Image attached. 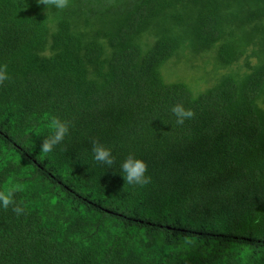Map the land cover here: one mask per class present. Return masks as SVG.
Returning a JSON list of instances; mask_svg holds the SVG:
<instances>
[{
  "label": "trees",
  "instance_id": "trees-1",
  "mask_svg": "<svg viewBox=\"0 0 264 264\" xmlns=\"http://www.w3.org/2000/svg\"><path fill=\"white\" fill-rule=\"evenodd\" d=\"M187 51L213 55L199 94L162 78ZM0 65V191L24 208L0 209V264H264V0H0Z\"/></svg>",
  "mask_w": 264,
  "mask_h": 264
},
{
  "label": "clouds",
  "instance_id": "clouds-1",
  "mask_svg": "<svg viewBox=\"0 0 264 264\" xmlns=\"http://www.w3.org/2000/svg\"><path fill=\"white\" fill-rule=\"evenodd\" d=\"M37 2L44 5L45 13L50 8L62 11L70 4V0H37ZM7 79V68L6 66L0 65V83ZM171 112L175 117L177 125H183L186 120L191 119L194 115L191 110L185 109L182 104L173 106ZM70 127V121L53 116L50 120L48 134L41 139L40 151L43 154L52 153L69 134ZM90 150L94 162L99 166H103L105 171L112 170L113 166L117 163V159L113 155V148L108 144L102 143L99 140H92ZM119 170L124 183L126 182L130 186L142 187L150 182V177L147 175V164L134 153L127 154L119 162ZM19 188L20 186L11 180L9 184L4 186V189L0 191V209L11 208L12 212L16 215H21L24 212V208L17 205L14 199L15 193Z\"/></svg>",
  "mask_w": 264,
  "mask_h": 264
},
{
  "label": "rangeland",
  "instance_id": "rangeland-1",
  "mask_svg": "<svg viewBox=\"0 0 264 264\" xmlns=\"http://www.w3.org/2000/svg\"><path fill=\"white\" fill-rule=\"evenodd\" d=\"M181 54L178 60L169 61L162 67L161 73L163 80L166 83H184L189 86L195 94L204 92L207 90L205 85H207L206 77L208 70H211L210 72L213 70L212 65L209 64L213 55L207 54L211 55V57L208 56L205 58L206 55L195 57L194 54L189 51L185 53L182 52ZM195 64L197 65L195 66ZM241 64L242 63L234 65L232 68L236 69ZM209 66L211 69L208 68Z\"/></svg>",
  "mask_w": 264,
  "mask_h": 264
}]
</instances>
